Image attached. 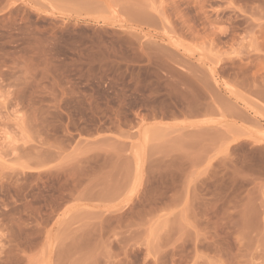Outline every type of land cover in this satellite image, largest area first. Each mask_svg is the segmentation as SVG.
Returning a JSON list of instances; mask_svg holds the SVG:
<instances>
[{"label":"rangeland","instance_id":"rangeland-1","mask_svg":"<svg viewBox=\"0 0 264 264\" xmlns=\"http://www.w3.org/2000/svg\"><path fill=\"white\" fill-rule=\"evenodd\" d=\"M0 264H264V0H0Z\"/></svg>","mask_w":264,"mask_h":264}]
</instances>
